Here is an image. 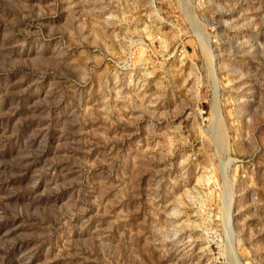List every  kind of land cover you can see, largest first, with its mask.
Listing matches in <instances>:
<instances>
[{
    "label": "rangeland",
    "instance_id": "obj_1",
    "mask_svg": "<svg viewBox=\"0 0 264 264\" xmlns=\"http://www.w3.org/2000/svg\"><path fill=\"white\" fill-rule=\"evenodd\" d=\"M0 264H264V0H0Z\"/></svg>",
    "mask_w": 264,
    "mask_h": 264
}]
</instances>
